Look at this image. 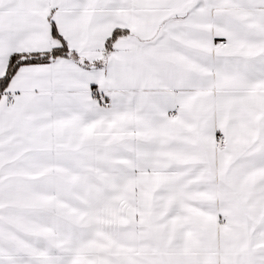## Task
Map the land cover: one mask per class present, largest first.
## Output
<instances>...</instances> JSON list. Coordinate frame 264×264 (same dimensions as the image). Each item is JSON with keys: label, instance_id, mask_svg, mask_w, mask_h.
<instances>
[{"label": "snow or ice", "instance_id": "obj_1", "mask_svg": "<svg viewBox=\"0 0 264 264\" xmlns=\"http://www.w3.org/2000/svg\"><path fill=\"white\" fill-rule=\"evenodd\" d=\"M0 264H264V0H0Z\"/></svg>", "mask_w": 264, "mask_h": 264}]
</instances>
